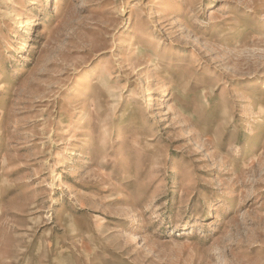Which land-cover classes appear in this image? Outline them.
Returning a JSON list of instances; mask_svg holds the SVG:
<instances>
[{"label":"rangeland","instance_id":"rangeland-1","mask_svg":"<svg viewBox=\"0 0 264 264\" xmlns=\"http://www.w3.org/2000/svg\"><path fill=\"white\" fill-rule=\"evenodd\" d=\"M0 264H264V0H0Z\"/></svg>","mask_w":264,"mask_h":264}]
</instances>
